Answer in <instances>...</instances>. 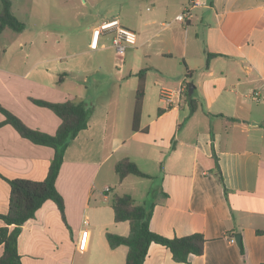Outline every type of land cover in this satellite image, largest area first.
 <instances>
[{
    "label": "crops",
    "instance_id": "1",
    "mask_svg": "<svg viewBox=\"0 0 264 264\" xmlns=\"http://www.w3.org/2000/svg\"><path fill=\"white\" fill-rule=\"evenodd\" d=\"M117 4L112 15L85 28L89 34L85 49L64 55L43 54L38 36L32 38L31 48L39 42V51L26 50L21 32L0 30L3 106L47 133H55L61 120L32 98L81 100L91 110L88 127L66 149L56 181L67 224L57 205L46 201L21 227L22 264H125L128 247L111 248L106 237L108 232L129 233L127 221H115L110 202L125 193L138 203L155 202L153 231L170 238L202 232L207 238L204 253L192 254L188 263L176 262L170 249L152 243L144 264H264V146L257 132L264 111V0H117ZM186 9L192 16L176 19ZM116 19L138 35L137 43L126 48L134 51L127 68L126 51L125 67L116 62L114 30L100 33L97 47L91 46L95 30ZM11 37L10 50L3 41ZM59 42L55 39V44ZM208 53L218 55L207 67ZM78 54L109 57L111 67L88 71L60 66L63 56ZM141 69H147L146 92L140 129L134 131L136 74ZM82 73L86 74L81 77ZM91 73L112 83L90 89L86 83ZM64 76L74 82L71 87L65 86ZM188 86L193 88L192 94L188 92L191 111L185 113L179 102ZM178 87L184 90L175 93L174 104L167 108L162 89ZM153 96L160 107L147 120L144 107ZM192 100L197 105L194 111ZM54 152L22 137L10 124L0 127V174L8 178L44 179ZM214 153L229 189L227 197L213 173ZM125 157L151 177L130 174L120 180L116 164ZM9 195V184L0 176V213L8 211ZM4 225L0 219V227ZM238 232L244 253L235 241ZM3 250L1 245L0 256Z\"/></svg>",
    "mask_w": 264,
    "mask_h": 264
},
{
    "label": "trees",
    "instance_id": "2",
    "mask_svg": "<svg viewBox=\"0 0 264 264\" xmlns=\"http://www.w3.org/2000/svg\"><path fill=\"white\" fill-rule=\"evenodd\" d=\"M0 3V30L9 27L17 32L22 31L25 28V23L20 21L14 14L12 1L0 0ZM217 55L215 53H208L207 67L209 66L210 59ZM146 71L147 69H141L136 74L138 76V83L135 93L132 123L134 131L140 129L146 92ZM188 74H190V71ZM188 90L189 86L186 89L187 94ZM32 101L37 105L51 109L59 116L61 122L55 133H47L29 126L22 118L0 103V112L4 115V119L0 121V127L10 124L22 137L35 144L50 146L55 151L47 175L42 180L19 177L8 178L0 174L10 187L8 211L0 213V219L5 224L0 227V246L3 245L4 249L0 256V264H22L21 255L18 250V238L21 233V227L25 222L36 216V212L46 201L51 200L57 205L62 220L67 224L64 197L57 189L56 181L67 147L81 130L88 127V120L91 114L90 108L81 100L48 101L32 98ZM196 107L197 105L192 100V111ZM143 130L147 131L148 128H144ZM214 158L215 167L213 168V173L222 183L227 197L229 189L226 187L224 175L215 153ZM116 172L120 180H123L130 174L145 178L151 177L129 157L122 158L117 162ZM162 195H164L163 198L168 196L165 192ZM110 202L114 210L115 221H127L129 223V233L127 235L112 232L106 234L111 248L121 245L128 247L125 264H144L152 243L161 244L170 249L172 257L176 262L188 263L192 254L202 255L204 253L207 238L202 232L170 238L151 229L150 221L155 202L138 203L129 193L116 194L111 198ZM9 226H13V228L10 229ZM257 232L263 233L261 230ZM241 251L244 253L243 247Z\"/></svg>",
    "mask_w": 264,
    "mask_h": 264
},
{
    "label": "rangeland",
    "instance_id": "3",
    "mask_svg": "<svg viewBox=\"0 0 264 264\" xmlns=\"http://www.w3.org/2000/svg\"><path fill=\"white\" fill-rule=\"evenodd\" d=\"M12 10L18 19L25 23V28L20 31L23 40H25L26 50L33 49L39 51L38 45L36 47L33 44L31 48V40L33 37L38 36L37 39H41L42 52L43 54H59L64 55L66 53L72 52L74 50H81L86 48L85 38L89 35L86 31V27L91 24H98L97 22L102 20L105 16L112 15L117 7V0H11ZM123 3L126 0H118ZM1 8V3H0ZM10 33H19L10 29ZM103 31H101L102 33ZM49 35L47 38L46 36ZM60 39L59 43L55 44V39ZM3 43H7L8 49L14 48V43L12 42V37L7 38ZM9 50V51H10ZM127 52V63L126 68L131 63V57L133 52L131 48L126 50ZM116 62L119 66L125 67V57H116ZM60 66H72L80 67L84 70L90 68H96L98 66L111 67V61L109 57H99L97 55L91 54H78L70 57H62L60 59ZM62 73H60V76ZM86 73H82L81 77ZM89 78L86 85L90 89H95L98 87L109 86L112 80L105 78L100 74H88ZM65 86L71 87L74 83L71 79H67L66 76ZM104 78V79H103ZM179 88V87H178ZM189 95L183 94L180 105L185 109V113L191 111L189 105ZM178 105V104H175ZM160 105L155 102V96L152 100H148L144 107V119L148 120V117L153 116L158 112ZM263 117L260 119V128L257 131L260 135V145L264 146V111L262 113ZM184 120V119H183ZM190 123V124H189ZM192 122L188 121L187 125H191ZM236 135L240 132L235 130ZM253 139V138H252ZM254 142L257 141L253 139ZM140 181H144L146 184L149 183L147 179L136 177ZM144 184V186H146ZM112 194V193H111ZM110 194V195H111Z\"/></svg>",
    "mask_w": 264,
    "mask_h": 264
},
{
    "label": "built area",
    "instance_id": "4",
    "mask_svg": "<svg viewBox=\"0 0 264 264\" xmlns=\"http://www.w3.org/2000/svg\"><path fill=\"white\" fill-rule=\"evenodd\" d=\"M192 16L191 9H186L184 12L178 14L176 16V19L178 20H186L189 19ZM105 30H114L115 31V37L113 40L114 47L116 49V52L118 54V57L121 58V60L124 57L126 48L130 45H135L137 43L138 35L135 31L126 28L122 26L119 22V20H112L102 23L98 29L94 32V38L92 41L91 46L93 48L97 47V38L101 31ZM184 90V88L179 89H170V88H163L161 91V97L166 105V107H170L174 104V95L175 93H181ZM110 188L107 187L106 191H109Z\"/></svg>",
    "mask_w": 264,
    "mask_h": 264
},
{
    "label": "water",
    "instance_id": "5",
    "mask_svg": "<svg viewBox=\"0 0 264 264\" xmlns=\"http://www.w3.org/2000/svg\"><path fill=\"white\" fill-rule=\"evenodd\" d=\"M189 94H192V92H193V88H189ZM235 241H236V243L238 244V246L240 247V248H242L243 247V243H242V236H241V233H236V235H235Z\"/></svg>",
    "mask_w": 264,
    "mask_h": 264
}]
</instances>
